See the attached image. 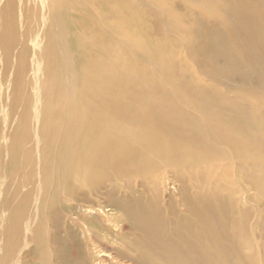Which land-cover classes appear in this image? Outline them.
Instances as JSON below:
<instances>
[{
	"label": "bare ground",
	"instance_id": "1",
	"mask_svg": "<svg viewBox=\"0 0 264 264\" xmlns=\"http://www.w3.org/2000/svg\"><path fill=\"white\" fill-rule=\"evenodd\" d=\"M0 264H264V0H0Z\"/></svg>",
	"mask_w": 264,
	"mask_h": 264
}]
</instances>
